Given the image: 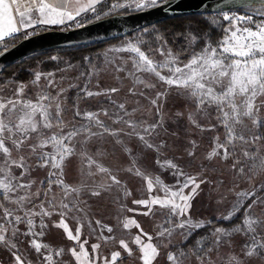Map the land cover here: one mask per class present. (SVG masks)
Returning <instances> with one entry per match:
<instances>
[{"label":"snow or ice","instance_id":"1","mask_svg":"<svg viewBox=\"0 0 264 264\" xmlns=\"http://www.w3.org/2000/svg\"><path fill=\"white\" fill-rule=\"evenodd\" d=\"M201 2L203 3V0ZM98 3H101V0H0V42L21 31L26 32L37 24L62 25L66 21L76 20L86 12H95ZM171 4L172 0H130L129 4L116 3L112 7L134 6L138 10L160 8L166 11ZM254 8L256 16L260 17L259 20L253 15L224 13L223 20L227 25L221 26L222 37L215 45L210 40L205 41L204 46L196 51L198 37L189 33L185 37L187 45L184 50L189 54L187 62L181 59L180 54L168 49L166 41L155 50L164 57L161 61L155 60L154 55H149L151 49L145 51L134 44H129L127 48L115 49L117 52L134 54L121 65H117L114 71L124 73L123 77H116L118 80H130V86L127 88L129 95L143 97L155 109L156 119L151 122L145 115L151 112V109L134 107L129 111L126 103H118L112 98L113 94L122 91L120 87L92 91L88 83L79 88L81 98L105 96L117 110L115 119L109 115L107 109L96 112L81 111L79 106L74 104L73 119L66 121L63 99L65 89L60 88L55 94L45 90L56 89V82L49 79L54 75L52 73H35L30 84L41 89L35 99L26 97L25 90L29 85L24 83L17 85L12 97L0 95V245L12 251L15 264L31 262L22 258V254H17L18 244L9 240V234L17 241L20 236L33 237L29 247L43 257L45 264H53V254L48 251L50 246L35 239L45 235L47 224L43 218H50L53 214L60 216L59 222L54 226L62 228L67 239L78 245L79 250L75 247L69 249L76 264H116L121 257L120 251H113L110 259L101 256L99 243L91 245L90 254L85 247L88 244L87 238L81 240L84 227L82 218L77 219L75 234L66 223L69 212H74L73 218L76 219L75 214L83 211L79 206L85 203L81 200L83 192L88 191L92 196H100L102 191L124 187L118 175L95 158L103 153L97 151L93 154L88 150V144L93 138L99 140L105 136L113 137L115 143L122 145L123 150L132 157L131 166L124 170L141 177L150 194L163 192V196L153 194L146 199L133 201L134 204L147 209L140 213L145 216L155 214L154 206L166 209L162 213L164 221L158 226L156 233L160 242L154 243L153 236L144 232L134 218L124 217L121 221L123 229L130 230L135 227L139 230L130 242L139 249L140 264H155L161 247L167 248L172 244L169 238L178 230L184 240H187L194 230L205 226L203 221H194L189 216V211L192 199L198 194L197 189L206 181H198L197 176L185 173L172 160L157 159L158 165L172 169V174L177 177L175 185H165L159 176H152L137 166L132 150L120 139L121 135L135 137L145 149L162 153L166 148V141L161 139L157 142L161 135L159 130L167 132V129L161 102L172 89L191 101L194 110L188 113L187 119L192 126L201 132L215 131L218 127L224 129L223 139L219 134L213 137V147L206 159H231L232 169L249 181L257 176V169L264 173V143H261L264 141V132L261 131L264 129V0H259L258 6L254 5ZM14 10L18 13V19L13 14ZM160 39L163 40L162 37ZM94 74V69L81 73L82 76L89 77ZM42 76L47 81L45 86L39 84ZM158 84L164 86V91H155L154 96H149L144 91L155 90ZM2 90L0 88V91ZM137 112L141 113L143 118L136 119ZM101 115L109 117L113 123L123 124L124 127H108L100 118ZM176 115L180 117L183 113ZM77 117L83 123H77ZM202 119H215L216 123L205 127L200 122ZM189 144L193 149L198 147L195 140H190ZM188 155L194 156L195 152L189 151ZM75 156L80 158L83 174L89 178L103 174V182L92 181L89 184L85 181L79 185L66 183L65 162ZM37 169H48L47 176L39 180L33 178L32 174ZM260 187L264 188V184ZM185 189L190 191L185 193ZM125 194L130 196L131 192L125 190ZM235 195L237 201L233 205V211L222 218L231 220L242 206L240 202L251 199L252 203L244 208L241 223L231 229L215 228L209 236L200 237L187 251L173 245L177 250L167 253L169 264H184L186 259L193 260L194 264H217L218 260L221 264H251L254 258L264 260V215L252 214L253 209L257 207L264 212V198H256L255 192L244 190L236 192ZM36 217L41 218L39 225L35 222ZM21 223L27 225L23 232L17 227ZM95 224L97 228L92 231H99L100 238L105 242L114 239L111 235L104 236L105 231L109 234L113 232L112 227L102 224L99 220H96ZM9 225L12 227L9 228ZM37 227L39 231H35ZM236 234L243 235L245 242L238 254L229 252L225 259L221 255V249H231V238ZM118 243L132 255L128 241L120 239ZM63 253L64 250L59 249L55 256L60 257Z\"/></svg>","mask_w":264,"mask_h":264},{"label":"rangeland","instance_id":"2","mask_svg":"<svg viewBox=\"0 0 264 264\" xmlns=\"http://www.w3.org/2000/svg\"><path fill=\"white\" fill-rule=\"evenodd\" d=\"M116 3L129 4L130 0H122L120 2H108L102 9H96L95 12H90L85 16H81L76 23L87 22L91 19L99 18L103 15H109L111 13L117 12H128L138 10L134 6L124 7V8H113L112 5ZM259 0H232L226 7H219L213 9L204 14L206 20L211 26L221 27L226 26L227 22L223 20V14L228 13L229 15H253L255 19L259 20L260 17L255 14V6H258ZM235 8V9H234ZM147 9V8H146ZM242 9V10H237ZM186 24L185 26H187ZM192 33L198 37V42L195 44V50L199 51L203 46L205 41H209L205 34H196L185 28L183 34L180 38L184 44V50L187 45L185 37ZM155 33L153 28H144L141 31H134L128 35H124L113 41H109L101 44L93 53H85L82 57V61L72 59L66 53H52L49 55V60L53 63L49 65L52 66L50 69H45L41 61H37L34 67H26L28 70L27 78L24 80L13 81L8 75L0 78V95L6 97H12L13 92L18 84L24 83L28 84L29 87L25 90V95L29 99H35L38 92L41 90L35 85H31L30 82L34 80L35 73L39 72L42 74L52 73L53 76L49 79L56 82V89H47L46 91L53 92L59 91L60 88L65 89L64 92V104L65 112L64 119L72 120L74 116V104H77L81 111H100L101 109H107L109 115L115 119V112L117 111L110 101L105 96H96L88 99H82V93H79V88L83 87L86 83L89 84V88L92 91H101L103 89H108L111 87H120L121 92L113 94V99L119 102L126 103L129 111L134 107H139L141 109H151V112H147L146 118L149 122L156 119L154 113L155 109L151 107L148 100L143 97L131 96L127 93V88L130 86V80H118L116 77H123L124 73H116L114 68L117 65H121L124 61L128 60L129 56L134 54L121 51L117 52L115 49L127 48L129 44H134L139 46L142 50L147 51L151 49L149 55H154L155 60L161 61L164 57H161L159 53L155 50L160 47L166 39L164 37ZM222 35L215 41L211 42L213 45L220 40ZM167 42V41H166ZM4 46V44H0ZM167 48L171 49L174 53L180 54L183 61L187 62L189 54L184 50L182 52L177 51L173 46L167 42ZM43 60V58H42ZM130 66V61L128 62ZM95 71L92 76H82L81 73H87L89 70ZM144 75V74H139ZM154 79V78H152ZM40 86H45L47 81L42 76ZM70 85H77L78 87H70ZM149 96H154L155 91H164V86L157 85L155 90H144ZM163 118L165 120V128L167 132L162 129L159 130L161 135L159 140L166 141V148L162 150V153H157L149 149H145L141 143L135 137L129 138L127 136L121 135L120 139L123 144L132 150L135 155L137 166L143 171L151 174L152 176H159L161 181L168 186L175 185L177 177L174 176L173 170L168 168H162L156 163L157 159L161 161L168 159L172 160L174 163L178 164L183 171L189 175L197 176L198 181L200 179L205 180V183L200 184L199 189H197V195L191 201V208L189 211V216L194 220L203 221L206 229L203 235H196L190 242V239L184 240V238L179 234V230L169 239L172 240L167 248L161 247L160 256L155 261V264H169L167 261V253L169 251H176L177 249L173 245H178L187 251L191 248L200 237H207L210 233L217 227H223L231 229L236 225L241 223L244 216V208L247 204L252 203V200L241 201L242 216L239 221L232 224H219L217 221L228 222L230 220H224L222 217L227 215L230 211H233V205L237 201L235 195L236 192L241 190L253 191L256 193V198H264V188L260 185L264 184V173H260L257 169V176H255L251 181L246 177L241 176L236 171L232 169V160H224L219 157L212 160H208L205 157L212 150L213 147V137L220 135L223 139L224 129L218 127L215 131H203L201 132L198 128L192 126L188 119V113L193 111V105L191 101L186 99L184 96L178 95L175 89H172L166 95V98L161 102ZM177 113H183V116L178 117ZM105 124L113 129L124 127L123 124L113 123L112 119L101 115L100 117ZM143 118L141 113H136V119ZM127 119V117H126ZM77 123H83L79 117L76 118ZM207 127L210 123L215 124L216 120L213 119L208 121L207 119H202L200 121ZM97 129H93L96 131ZM127 131V129H125ZM264 132V129H261ZM176 133V135H172ZM190 140H195L198 147L193 149L189 144ZM261 143H264L262 141ZM79 148V144L77 145ZM259 147V145H258ZM88 150L95 154L97 151L103 153V155L95 156L99 163L103 164L105 167L111 169L114 173L118 175V178L122 181L124 187L116 188L114 187L111 191L101 192V195L96 197L85 191L81 194V200L85 203H81L79 206L83 208L81 213L75 214L76 219L73 218L74 212H69L66 217V223L69 228L75 234V228L77 227V219H81L84 224L82 228L81 240L85 238L88 240V244L85 247L91 254V245L99 243L101 245L99 253L101 256L108 257L113 251H120L121 257L117 260L116 264H140L138 259L140 253L138 247L131 243L133 236L139 233V230L132 227L130 230H125L122 228L121 221L124 217L134 218L140 224H143L141 228L144 232L149 233L153 236L154 243H158L159 238L156 237V233L159 230L158 226L164 221V217L161 220L162 213L166 209H160L159 206H154V215L145 216L140 213L146 211L140 205L134 204V200L146 199L150 195H160L163 196L162 191H157L150 194L146 189V183L141 178L138 177L124 169L131 166L132 157L123 150V146L116 144L115 140L111 136H105L102 139L97 140L93 138V141L89 142ZM194 151V156H189L188 152ZM242 158V157H241ZM82 164L78 156L71 157L65 162L64 168V179L65 182L72 185H79L82 182L92 181L96 183L103 182V174H97L95 177L89 178L87 175L82 173ZM86 170V169H85ZM247 171V168H246ZM48 169H37L33 172V178L39 180L44 179L47 176ZM125 190L131 192V195H126ZM190 191V189H185V193ZM121 199L122 203L118 204V199ZM94 200L99 203L95 206L93 210L91 206L94 204ZM11 207V205H9ZM127 209H133L134 211H127ZM96 214V215H95ZM253 215H264L259 207L254 208ZM146 217L145 219H142ZM234 217V216H233ZM40 217L35 218L37 225L40 223ZM44 222L47 224L45 229V235L43 237H35L42 244H47L50 246L49 252L53 254V264H76V261L72 258L69 249L77 248L79 250L76 242L67 239L66 233L60 227L54 226L60 220V216L53 214L50 218L44 217ZM175 219V218H173ZM99 220L102 224L108 225L113 228L111 234L104 232V236L111 235L114 237L113 240L105 242L100 238L99 231L93 232L92 229H96L97 225L95 221ZM89 222H91L89 224ZM119 222V223H118ZM210 222V223H209ZM204 226V227H205ZM12 226L9 225V228ZM21 232L27 229V225L21 223L17 226ZM39 227L35 231H39ZM147 230H152L151 233ZM9 240L11 242L18 244V249L22 250L24 253V258L30 261L31 264H45L43 257L37 254L34 249L29 247V242L33 237L31 236H20L19 241L9 234ZM120 239H125L129 242V247L132 249V255H129L118 243ZM147 242V238H143ZM232 248L224 247L221 249V255L227 257L229 252L239 253L242 245L245 242V237L240 234L234 235L232 238ZM0 264H15L12 251L8 248L0 245ZM59 249H63L64 253L62 256H55V252ZM47 254V253H46ZM216 259V257H213ZM184 264H194L191 259H186ZM217 264H221L218 260ZM251 264H264V260H259L254 258Z\"/></svg>","mask_w":264,"mask_h":264},{"label":"water","instance_id":"3","mask_svg":"<svg viewBox=\"0 0 264 264\" xmlns=\"http://www.w3.org/2000/svg\"><path fill=\"white\" fill-rule=\"evenodd\" d=\"M232 0H172L168 10L160 8L112 13L67 28H47L25 35L0 49V73L20 58L54 47H70L127 35L158 21L181 15L207 13Z\"/></svg>","mask_w":264,"mask_h":264},{"label":"trees","instance_id":"4","mask_svg":"<svg viewBox=\"0 0 264 264\" xmlns=\"http://www.w3.org/2000/svg\"><path fill=\"white\" fill-rule=\"evenodd\" d=\"M122 0H107L106 3L108 2H120ZM106 3H104L101 6H105ZM235 9V8H234ZM237 10H242V9H237ZM119 13V12H117ZM112 14V13H111ZM205 13H196V14H188V15H181V16H176L172 18H167L161 21H158L156 23L150 24L148 26H145L143 28L137 29L135 31H141L144 28H153L155 29V33L160 34L162 37L166 39V41L173 46L177 51L182 52L184 50V44L180 36L183 34L185 28L188 26V29L191 30L192 32L196 34H205L206 38L210 40L211 42L215 41L217 38H219L222 35V28L219 27H214L209 24V22L206 20ZM105 16V15H103ZM101 16V17H103ZM93 20V19H91ZM90 21V20H89ZM188 24L187 26H185ZM134 32V31H133ZM132 33V32H131ZM130 34V33H129ZM128 35V34H127ZM24 35L22 34H14L12 37H6L3 42L4 46L0 47L2 49L5 46H8L12 43H14L16 40L19 38L23 37ZM122 37V36H121ZM120 38V37H117ZM117 38H112V39H107L103 41H98V42H92L88 44H81L77 46H70V47H54V48H48L45 50H41L38 52L31 53L29 55H26L19 60L15 61L8 67H6L1 73H0V78L8 75L9 78L13 81L16 80H24L27 78L28 70L26 67H34L35 63L37 61H41L45 69H50L52 66H50V63H53L52 60H49V55L52 53H66L68 56L72 59H76L79 61H82V57L85 53H93L97 47H99L101 44L113 41ZM43 58V60H42ZM98 197V196H96ZM118 204L122 203L121 199H118ZM99 202L94 200V204L91 206V208L94 210L95 206ZM100 204V203H99ZM97 207V206H96ZM126 208L125 212L126 213ZM96 215V214H95ZM242 216V208H239V211H237L234 215V217L228 221V222H221L217 221L216 223L219 224H232L240 220ZM146 217H143L142 219H145ZM163 219V216H161V220ZM119 223V222H118ZM141 224V222H140ZM143 225V224H141ZM208 226L206 225L205 227L199 228L197 230H194L192 235L188 238L190 241L196 236V235H203L206 231ZM148 232L151 233L152 230H147ZM2 248V247H0ZM17 254H22V258H24V253L22 250L18 249ZM1 261V260H0ZM2 262V261H1ZM4 263V262H2Z\"/></svg>","mask_w":264,"mask_h":264},{"label":"crops","instance_id":"5","mask_svg":"<svg viewBox=\"0 0 264 264\" xmlns=\"http://www.w3.org/2000/svg\"><path fill=\"white\" fill-rule=\"evenodd\" d=\"M106 1L107 0H101V3H98L96 5V9H102L103 6H101V5H103L104 3H106ZM21 10H23V9H21ZM90 12H92V11L86 12V13L82 14L81 16H85L86 14H88ZM13 14L18 19V13H16L15 10H14V13ZM81 16L77 17L76 20L66 21L62 25H41V24H37L34 28H29V29H27L26 32L25 31H21V32H19L17 34H22V35L25 36V35H28L29 33L36 32V31L43 30V29H47V28H67V27L76 26L78 24L83 23V22L76 23ZM2 43L3 42H0V44H2ZM0 47H2V46L0 45Z\"/></svg>","mask_w":264,"mask_h":264},{"label":"bare ground","instance_id":"6","mask_svg":"<svg viewBox=\"0 0 264 264\" xmlns=\"http://www.w3.org/2000/svg\"><path fill=\"white\" fill-rule=\"evenodd\" d=\"M230 2H231V1H229V2L225 3V5L229 4Z\"/></svg>","mask_w":264,"mask_h":264}]
</instances>
